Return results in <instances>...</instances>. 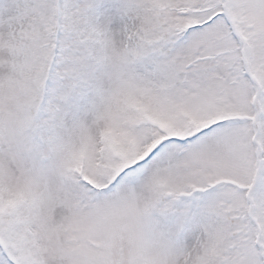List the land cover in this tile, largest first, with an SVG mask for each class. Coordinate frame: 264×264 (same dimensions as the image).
Here are the masks:
<instances>
[{"label": "snow or ice", "instance_id": "1", "mask_svg": "<svg viewBox=\"0 0 264 264\" xmlns=\"http://www.w3.org/2000/svg\"><path fill=\"white\" fill-rule=\"evenodd\" d=\"M0 264H264V0H0Z\"/></svg>", "mask_w": 264, "mask_h": 264}]
</instances>
